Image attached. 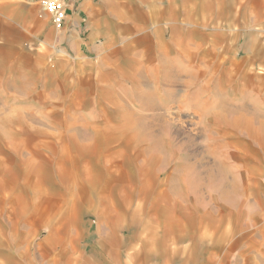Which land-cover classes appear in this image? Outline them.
Here are the masks:
<instances>
[{
	"label": "crops",
	"instance_id": "crops-1",
	"mask_svg": "<svg viewBox=\"0 0 264 264\" xmlns=\"http://www.w3.org/2000/svg\"><path fill=\"white\" fill-rule=\"evenodd\" d=\"M228 2L72 0L57 29L40 0H0V170L3 157L19 150L17 140H26L31 149L39 139L44 149L51 145L46 141L58 137L36 123L67 122L69 110L78 122L89 107L99 119L116 109L129 121L128 108H139L155 115L144 116L147 125L191 116L212 125L215 133L225 132L220 125L225 123L241 137L244 131L264 135V74L254 70V65L264 67V27L257 32L247 27L246 35L241 8ZM21 123L25 131L19 130ZM170 200L171 208L164 197L156 198V220L141 233L122 234L119 227L129 230L131 222L112 218L110 229L97 230L88 251L89 234L80 228L13 227L6 233L0 228V264H213L215 251L225 260L235 252V264L243 255L250 258L246 247L255 234L243 232V222L212 234L217 222L196 210L189 215L198 222L185 226L174 210L177 198ZM51 201H35L34 195L22 213L47 220L51 207L40 205ZM108 210H96L98 224ZM259 235L264 231L255 242Z\"/></svg>",
	"mask_w": 264,
	"mask_h": 264
},
{
	"label": "rangeland",
	"instance_id": "rangeland-1",
	"mask_svg": "<svg viewBox=\"0 0 264 264\" xmlns=\"http://www.w3.org/2000/svg\"><path fill=\"white\" fill-rule=\"evenodd\" d=\"M228 1V7L241 8L238 14L243 16L245 34L247 27L256 32L257 28L263 29L264 0ZM261 38L264 41L263 35ZM254 70L264 74L259 64L254 65ZM128 110L129 121L116 109L101 115V119L93 117L89 107L78 122L71 120L77 116L69 110L67 122L54 123L52 118L46 125L36 123L38 129L59 137L46 141L51 145L44 149L39 148V139L29 141L33 142L31 149L26 140H17L19 150L14 151L16 155L3 157L5 169L0 170V228L4 233L13 227L42 231L52 227L80 228L89 234L84 241L88 251L98 237L97 230L110 229L114 217L131 222L129 230L119 227L122 234L144 231L147 222L156 220L152 212L157 197H164L169 208L173 206L170 199L177 198L179 206L174 207L179 208L174 210L185 226L198 222L189 213L203 210L210 214L208 222H217L211 227L212 234L239 228L241 222L247 234L257 237L260 229L264 231V135L252 137L244 131L241 137L234 130L230 133L231 125L225 123L220 124L225 126V132L215 133L209 130L212 125L191 116L177 123L147 125L145 119L155 117L153 113L146 114L139 108ZM55 112L60 114V110ZM19 130L25 131L23 123ZM33 194L35 201L51 198V203L40 205L42 209L51 207L47 220L22 213L27 209L25 202L34 200ZM125 200H131V204ZM104 207L110 210L102 214L98 224L96 210ZM60 209L62 214L56 215ZM254 214L259 215L252 222ZM255 236L250 237L255 238L254 243L246 247L252 250L250 258L241 256L240 264H264V235H259L261 241L256 242ZM244 239L246 243L249 237L244 235ZM228 255L225 260L215 251L213 264H235L236 253Z\"/></svg>",
	"mask_w": 264,
	"mask_h": 264
},
{
	"label": "built area",
	"instance_id": "built-area-1",
	"mask_svg": "<svg viewBox=\"0 0 264 264\" xmlns=\"http://www.w3.org/2000/svg\"><path fill=\"white\" fill-rule=\"evenodd\" d=\"M72 0H40V7L50 16L53 25L59 29L65 17V6Z\"/></svg>",
	"mask_w": 264,
	"mask_h": 264
}]
</instances>
